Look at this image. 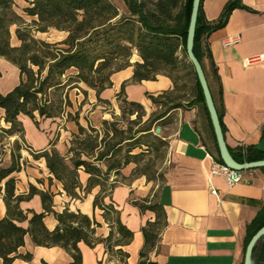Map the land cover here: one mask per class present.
<instances>
[{
  "label": "crops",
  "instance_id": "obj_1",
  "mask_svg": "<svg viewBox=\"0 0 264 264\" xmlns=\"http://www.w3.org/2000/svg\"><path fill=\"white\" fill-rule=\"evenodd\" d=\"M229 1L203 0L206 20L209 23L218 21ZM243 4L252 11L234 10L224 27L209 34L204 44L210 49L212 58L205 55L202 61L216 108L226 128L225 140L234 151L252 145L264 149V57L249 66L244 63L247 58L264 56V0H243ZM229 36H239L240 42L225 47L224 41ZM12 44L20 45L15 33H12ZM142 62L137 50H134L130 58L131 66L111 76L110 87L100 93L84 84L73 89L76 92L81 89L87 94L88 108L82 106L81 100L77 104L73 103L70 91L72 108L69 111L75 114L82 108L79 124L84 127L90 124L96 128L106 119V114L100 111V104L119 108L122 100H125L150 110L156 105L148 95L158 96L175 89L172 80L166 75H159L156 80L134 81V65ZM0 73V79L7 75L12 77L6 89L0 85V92L6 95L19 84L20 71L7 59L0 57ZM191 83L192 90L187 94V101L197 97L194 76ZM4 116V110L0 109L2 165L8 166L11 163L15 141L27 147L21 151V171L12 175L17 180L16 194L27 196L31 186L50 192L54 195V211L62 213L69 209L94 218L101 224L97 229V237L106 238L110 234L109 224L104 218V211L94 206L96 197L100 196L105 204L115 207L122 224L134 233L131 243L122 247L128 254V264H139L140 253L145 246L142 230L148 223L157 220L154 211H141L137 205L145 199L149 201L146 205L152 202L162 205L166 215V225L160 232L157 246L149 254L151 261L158 264H244L247 227L264 206V172L261 169L247 171L244 182L231 189L222 178L213 177L212 184L219 190L221 199L217 200L211 194L209 156L217 162H220L221 157L210 115L202 99L198 98L189 108L175 109L167 114L174 123L166 128L169 154L162 181L148 180L145 175L132 177L133 167L126 166L121 171V175L127 178L125 182L117 183L108 194L96 187L82 200L67 195L63 184L48 170L45 159L36 160L31 155L32 152L51 147L64 155L70 137L77 132V123L67 118H38L37 126L31 118L22 115L20 121L24 135L20 138L2 135L1 129L10 127ZM89 177L83 170L79 171L83 187L87 185ZM3 197L4 192L1 191V217L7 215ZM20 208L25 213L44 212L39 195L21 202ZM44 222L50 231L58 225L52 214L46 215ZM21 225L27 227L28 222ZM78 247L82 254V264H122L119 258L107 252L103 243L91 248L80 242ZM19 253H30L32 259L27 261L16 258L12 264H74L72 256L63 248L36 246L30 236H26L25 245L19 249Z\"/></svg>",
  "mask_w": 264,
  "mask_h": 264
},
{
  "label": "trees",
  "instance_id": "obj_2",
  "mask_svg": "<svg viewBox=\"0 0 264 264\" xmlns=\"http://www.w3.org/2000/svg\"><path fill=\"white\" fill-rule=\"evenodd\" d=\"M27 1L29 7L25 8L24 12L36 19L34 24L39 32L54 28L67 32L68 36L59 43L37 39L28 29L21 28L24 22L22 16L14 9L15 0H0V57L7 59L20 71L19 84L6 95L0 92V109L4 110L5 122L10 125L8 129H1L2 135L23 138L24 127L20 121L22 115L31 118L37 126L38 118H67L68 121H75L78 134H73L74 138L68 148V153L72 155L70 159L53 147L32 152L31 155L36 160L45 159L48 170L63 184L64 191L70 197L82 200L96 187H100L101 192L105 193L109 175L113 173L117 177L120 176L121 171L138 158L139 155L132 152L144 144L143 138L152 136L153 128L151 125L147 126L133 135L123 132L124 136L114 144L107 143L105 137L100 140L95 127L82 126L78 122L79 118L69 111L72 108L70 91L79 88L80 84L96 90L97 93L110 87L112 74L131 66L130 58L133 51L137 50L143 62L134 65V81L156 80L159 75H166L175 87L173 91L158 96L148 95L154 105L167 107L155 119L158 126L170 121L171 117H167V114L172 110L189 108L198 98L205 103L200 83L186 55L193 0H123L127 8L125 14H121L111 0ZM236 9L252 11L243 4V0H230L220 19L209 23L201 0L194 46V53L201 64L205 55L212 58L210 49L204 44L205 39L212 32L224 27ZM14 25L18 26L15 35L20 42L19 46L12 44L11 28ZM119 60H125L124 65L111 71L110 68ZM178 68H185L188 75L195 77V100L179 101L180 98H172L181 90L179 78L176 76ZM215 73L218 78L217 70ZM162 99L168 101L162 102ZM124 103L130 107V111L143 108L138 103L125 100ZM121 109L124 110V107ZM133 114L139 116L137 110L132 112ZM219 116L225 136L226 128L222 116ZM102 124L110 125L108 121ZM114 131L111 139L116 137L118 130L114 127ZM262 138L264 140V129ZM2 139L1 137L0 143ZM124 147L126 151L123 153ZM26 148L18 140L15 141L11 163L3 166L0 162V192H4L3 201L7 208V215L0 216L2 264H12L16 258L27 261L32 259L30 253H19V249L25 245L26 236H30L36 246L63 248L72 256L74 264H82V254L78 247L80 242L91 248L103 243L111 256L119 258L122 264H128V254L122 247L131 243L134 233L122 224L115 207L105 204L100 196L96 197L94 206L104 211V218L109 224L110 234L106 238L97 237V229L101 224L94 218L69 209L62 213L54 211V195L50 192L31 186L27 196L16 194L17 180L12 175L21 171V151ZM229 150L239 163L264 160V149L256 145L246 149L238 148L236 151L230 148ZM101 165L105 166V170ZM80 170L90 176L85 187L79 180ZM261 170L264 172V168ZM35 195L41 197L44 212L25 213L21 210L20 203ZM148 202L145 199L137 205L141 211H154L157 220L148 223L142 230L145 246L140 253L139 264H158L151 261L149 254L157 246L160 232L166 225V215L162 205L155 202L146 205ZM48 214L54 215L58 221L57 227L52 231L44 222ZM24 222H28L27 227L21 225ZM263 226L264 206L247 227L246 246ZM254 255L257 264H264V241L254 249Z\"/></svg>",
  "mask_w": 264,
  "mask_h": 264
},
{
  "label": "rangeland",
  "instance_id": "obj_3",
  "mask_svg": "<svg viewBox=\"0 0 264 264\" xmlns=\"http://www.w3.org/2000/svg\"><path fill=\"white\" fill-rule=\"evenodd\" d=\"M114 5H116L120 11L121 14L127 13V9H125L122 0H111ZM29 7V3L27 0H15V11L22 16L23 22L21 28L22 29H28L37 39L44 40L49 43H59L63 40H65L68 36V33L65 31L56 30L54 28H50L47 32H39L36 25L34 24V18L29 17L25 12L24 9ZM18 28L17 25H14L11 28L12 33H15L16 29ZM125 60H119L116 62V64L110 68L111 71L119 69L122 65H124ZM116 73V72H115ZM113 73L112 76L115 74ZM0 76L2 74L0 73ZM176 76L179 78V86L181 87V90L172 96V98H180V100H185L187 97V94L190 93L192 90V77L188 75L186 69L184 68H178L176 71ZM12 77L7 75L6 78L0 79V85L2 87H7L11 84ZM6 89V88H5ZM71 99L73 103L77 104L79 100H81L82 106L85 105L86 108L88 105V96L87 94H84L83 91L76 92L72 91L71 93ZM83 97L85 99H83ZM162 102H167V99H162ZM178 102V101H177ZM91 107V105H89ZM102 107L100 109L101 112L106 114V119L101 121L98 126L96 127L99 135L100 140L102 138H106L107 143L111 142V144H114L117 142L121 137L124 136L123 132H126L127 135H133L135 132L141 130L142 128H145L147 126H152V136L146 137L142 139V142L144 144L139 145L136 149L133 150L132 154H138V158L135 159L131 164L128 166L133 167L132 171V177H139L145 174L148 180H153L155 182H160L163 180V174L165 170V166L167 163V158L169 154V140L166 138V135L168 134V131L166 130L167 127H171L173 125V119L171 118L169 122L166 123H160L158 126V123H155V119L161 115L164 110H166L167 107H159L156 105L154 109H146L143 107L142 109H136L139 112V116L136 114L132 115V112L130 111V107L126 106L124 101L120 103V107L112 108L111 106L100 104ZM121 107H124V110L121 109ZM82 108H80V112ZM80 112H75L74 115L79 118ZM89 114V113H88ZM174 117V116H173ZM104 121H108L110 125H103L102 123ZM152 121V122H151ZM91 126L90 124L87 126ZM114 127L118 130L116 137L114 139H111L113 134L115 133ZM161 128L160 134H156V129ZM75 134H78V128L77 132ZM107 134V137H106ZM73 135L70 137L69 143L67 144V149L64 153L65 156H68V159L71 158L72 155L68 153V148L71 145V140L73 139ZM81 139V138H80ZM84 139V137H82ZM111 140V141H110ZM162 140V141H161ZM164 142V143H162ZM21 145L25 148L24 144L21 143ZM126 151V147H124L123 153ZM103 170H105V166L101 165ZM127 178L123 177L122 175L116 176L115 174H110L107 178V185L105 187V194H108L110 192V189L116 185L117 183L125 182Z\"/></svg>",
  "mask_w": 264,
  "mask_h": 264
},
{
  "label": "water",
  "instance_id": "obj_4",
  "mask_svg": "<svg viewBox=\"0 0 264 264\" xmlns=\"http://www.w3.org/2000/svg\"><path fill=\"white\" fill-rule=\"evenodd\" d=\"M200 5H201V0H193L190 23L187 31L186 55L188 61L193 66L197 79L200 83L203 96L205 99V104L213 125L221 160L225 165L236 171L263 169L264 160L255 161V162H245V163H239L238 161H236L233 158L229 150V147L227 145V142L225 140L224 132L220 121V116L216 108V104L214 102V98L211 93L208 80L206 78L202 64L199 62L198 58L194 53L195 36H196V28L199 17ZM160 132H161V128H157L156 134H160ZM263 241H264V226L260 228L252 236L248 245L246 246L244 264H257V258L254 255V249L258 245H260Z\"/></svg>",
  "mask_w": 264,
  "mask_h": 264
},
{
  "label": "built area",
  "instance_id": "obj_5",
  "mask_svg": "<svg viewBox=\"0 0 264 264\" xmlns=\"http://www.w3.org/2000/svg\"><path fill=\"white\" fill-rule=\"evenodd\" d=\"M239 42H240L239 36H229L225 39L224 45L225 47H231L237 45ZM263 57L264 56H261L260 58H247L244 63L246 66H249L254 62H257L259 59H262ZM209 158L211 160V172L209 177V186L211 189V194L215 196L217 200H220L221 199L220 192L217 188L213 186L212 178L213 177L222 178L226 186L231 189L244 182V178H245L244 174L249 170L236 171L234 169H231L222 162H217L211 156H209Z\"/></svg>",
  "mask_w": 264,
  "mask_h": 264
}]
</instances>
